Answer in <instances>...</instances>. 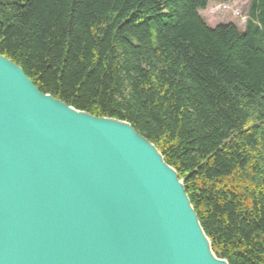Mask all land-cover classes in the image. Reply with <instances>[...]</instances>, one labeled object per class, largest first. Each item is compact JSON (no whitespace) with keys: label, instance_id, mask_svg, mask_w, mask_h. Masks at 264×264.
Returning a JSON list of instances; mask_svg holds the SVG:
<instances>
[{"label":"trees","instance_id":"trees-1","mask_svg":"<svg viewBox=\"0 0 264 264\" xmlns=\"http://www.w3.org/2000/svg\"><path fill=\"white\" fill-rule=\"evenodd\" d=\"M0 0V54L43 93L129 123L184 181L229 264H264V0ZM228 1V0H223Z\"/></svg>","mask_w":264,"mask_h":264},{"label":"water","instance_id":"water-1","mask_svg":"<svg viewBox=\"0 0 264 264\" xmlns=\"http://www.w3.org/2000/svg\"><path fill=\"white\" fill-rule=\"evenodd\" d=\"M0 264L229 262L154 143L0 54Z\"/></svg>","mask_w":264,"mask_h":264},{"label":"rangeland","instance_id":"rangeland-1","mask_svg":"<svg viewBox=\"0 0 264 264\" xmlns=\"http://www.w3.org/2000/svg\"><path fill=\"white\" fill-rule=\"evenodd\" d=\"M253 0H211L206 8L200 10L201 16L210 25L233 22L243 29L249 17Z\"/></svg>","mask_w":264,"mask_h":264}]
</instances>
